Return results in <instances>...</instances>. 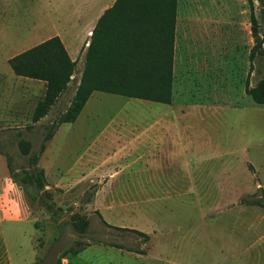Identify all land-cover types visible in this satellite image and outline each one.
Wrapping results in <instances>:
<instances>
[{"label":"rangeland","instance_id":"374dc122","mask_svg":"<svg viewBox=\"0 0 264 264\" xmlns=\"http://www.w3.org/2000/svg\"><path fill=\"white\" fill-rule=\"evenodd\" d=\"M61 2L58 5L56 0H0V71L6 70L0 72V179L6 175L13 180L8 166L10 157L17 179L13 181L24 204L21 212L12 213L7 210L8 199H0V264H39L67 222L74 226V239L56 264H168L169 259L172 264H220L221 243L213 236L206 246H201L199 239L202 223L216 222L217 215L203 219L201 209L221 204L216 190L221 163L225 176H234L243 188H253L251 168L243 155L225 148L224 158L219 159L217 144H209L204 150L193 144L191 165L187 158L179 157L159 171L163 176L180 179L160 182H140L134 180L135 175H128L151 169L150 150L144 151L139 162L133 157L123 165L119 164L124 162L120 158L106 157L107 163L115 161L112 171L125 167L123 174L116 177L107 173L86 176L89 167L81 164L86 161L80 156L87 154L91 138L100 135L98 130L110 116L109 124L121 130L118 146H125L131 141L126 138L135 136L132 132L152 124V107L159 103L173 107L178 125L196 129L201 125V117L209 128L215 124L217 107L250 105L254 99L246 92L247 84L255 87L264 81V45L253 55L257 44L251 20L253 8L264 39L259 0H124L128 15L121 25L126 31L144 23L145 18L150 19L153 28L147 38L155 36L152 46L155 53L146 64L159 70V74L167 69L171 78L163 92L168 95L157 94L162 89H156L153 97L95 90L76 126L59 124L58 134L46 141L49 132L46 125L58 121L76 92L84 69V54L76 60L69 89L59 95L50 112L37 123L32 122V116L45 95L47 81L5 73L13 70L4 59L45 39H25L30 30L52 34L55 29L49 31L53 25L49 19L62 20L72 13V0ZM123 12L122 9L124 18ZM133 14L139 20L134 18L138 22L132 27ZM91 38L92 35L86 42ZM152 79L155 84L160 83L159 79L156 82ZM120 80L121 77L118 83ZM136 80L145 79L136 77ZM123 83L133 82L126 79ZM156 95L168 96L169 100L154 99ZM227 128L229 131V124ZM261 133L264 134V128ZM198 136L197 132L194 137ZM21 139L31 143L30 154L22 152ZM43 143L45 150L41 152ZM230 145L227 142L225 147ZM112 153L108 150L107 156ZM31 154L39 155L37 166L45 173L46 184L40 194L22 182L24 171L33 167L29 161ZM120 154L123 156V152ZM92 165L99 168L100 163ZM185 177H191L192 181L183 180ZM225 184L230 189L232 182L226 180ZM245 191L247 196L224 197L222 204L245 205V199L260 198L261 192ZM260 200L264 201V195ZM110 225L144 231L150 239ZM158 229H161L160 250L168 258L164 262H144L137 251L151 253L154 231ZM250 241L241 240L240 264H253L248 263L245 254ZM106 242L121 243L124 248ZM201 253L206 255L202 260Z\"/></svg>","mask_w":264,"mask_h":264},{"label":"crops","instance_id":"0c3cea01","mask_svg":"<svg viewBox=\"0 0 264 264\" xmlns=\"http://www.w3.org/2000/svg\"><path fill=\"white\" fill-rule=\"evenodd\" d=\"M56 1L58 5L62 4V0ZM116 1L117 0H72L73 8L71 14L64 15L62 20L59 18L54 20L49 19V22L53 24L50 26L49 31L55 29L52 34L48 33L46 35L40 30L37 31L34 29L36 30L34 31L32 29L30 33L25 36V39L28 37H45V39L39 42L41 43L50 37L59 36L71 58L75 61L78 59L80 60L82 55H85L87 49L84 45L90 44V41L86 42V40L93 34L94 28L101 16L109 8L113 7ZM20 42L22 41H19V43ZM13 56L15 55L8 56L7 59H4L5 62L9 63V59ZM5 73L15 75L14 71L11 73V71L7 70ZM91 98L92 96L85 104L78 118L74 122H67L72 123V127L76 126L77 122L82 118ZM186 116L187 114L185 117ZM110 120L111 116L104 126L98 130L100 135L91 138L92 142L87 148V154L80 156L81 160L83 159L86 161V163L81 164H85L89 167L86 170V176L96 174L103 175L106 173L115 177L121 175L125 171V167L119 168V170L115 168V170L112 171L115 161L107 163L105 162V160H107L106 157H109L110 160H117L120 158L124 162L120 161L119 164L123 165L127 163L126 161L129 160V158L133 157L139 162L140 158H143L145 150H150L152 152L151 169L136 170L134 173L128 174L135 175L136 178L134 180L140 182L179 180L180 178L163 176L159 171L161 168L165 169V166L179 157H183V159L187 158L189 160L188 164L191 165L192 155L190 150H192L196 144L203 150L207 149L209 144H217L220 152L216 154V158L219 159L224 158L225 148L230 149L228 151H237L239 154L243 155L251 168V173L254 178L253 188H243L241 185H238L239 181L234 179V176H225L223 173V164L221 163L220 173L216 177V181L219 182L216 186V190L217 195L221 197V204H216L209 208L206 207L204 210L201 209L203 219H207V217L213 219V217L217 215L216 222H203V227L200 228L199 239L202 242L201 246H206V243L209 242V239H212L213 236L221 243V245H219L221 254L219 259L220 264H240L241 240H251L249 245L245 248L248 263L264 264V206L253 204H222L224 197L238 196L243 198V196H247L248 193L245 190H249L250 193H264V134L261 133V130L264 128V104L252 101L250 105L243 107L222 105L216 108L215 124L213 126L211 125L212 127L210 126L209 128L207 124H203L201 117V125L196 129L188 125H178L175 122L176 118L173 107L170 104L159 103L152 107V124L150 126L140 127L136 132H132L135 136L126 138V140L131 141L127 142L125 146H118L121 130L120 127L109 124ZM228 124L230 126L229 131L227 128ZM61 125L57 128V132L55 133L58 134ZM248 128L250 129L248 130ZM197 132L199 136L195 138L194 136ZM227 142L231 143V145L225 147ZM108 150L113 151L116 155L112 153L107 156ZM101 151H104L103 154ZM120 152H123V156H121ZM128 152H131V155H129ZM97 153L100 154V158L97 157ZM96 161L100 163L99 168H95L93 165L90 167V163ZM151 172L152 174L149 175L148 173ZM144 175H146V177H144ZM5 176L6 175H3L0 179V199H8L7 210H11L12 213H17L19 210L21 212L23 209L22 205L24 204L22 200H20L21 195H19V191H17V186L9 176ZM115 177H110V179H114ZM183 180L192 181V178L186 179L185 177ZM226 180L232 182L230 189L227 187V184H225ZM154 234V244L151 253H139L144 262L151 260L163 261L164 258H168V256L166 257L165 253H162L160 250L161 229H158V232L154 231ZM241 235L244 236L241 238ZM204 256L206 257V255L201 253L200 259L202 260ZM167 262L168 264H172L170 259Z\"/></svg>","mask_w":264,"mask_h":264},{"label":"trees","instance_id":"16d2710c","mask_svg":"<svg viewBox=\"0 0 264 264\" xmlns=\"http://www.w3.org/2000/svg\"><path fill=\"white\" fill-rule=\"evenodd\" d=\"M259 2L262 6V18L264 20V0H259ZM122 9L124 11V18L121 16ZM127 15L128 11L124 0H117L115 5L109 8L99 19L94 28L90 44L85 51L84 69L76 92L70 105L60 115L58 121H52L46 125L49 130L45 136L46 141L54 136L59 124L74 122L78 118L95 90L122 93L129 96L153 97L154 93H157L156 89H162L157 94L168 95L167 92H163L168 88L169 79L171 78L167 69L164 68L165 71H161L159 74V70L152 69L146 64L147 61L153 59L155 53L152 51V46L156 41L155 36L147 38V35L151 34L153 28L150 25V19L145 18L146 21H143L144 23L135 26L139 18H137L138 15L133 14L132 27H135L133 30L126 31L121 23L126 21ZM251 20L253 34L257 40L253 51V55H255L259 50H262L264 39H261L260 24L254 8L252 10ZM160 57L162 58V55ZM9 64L16 75L41 78L47 81L45 95L38 101L32 116V122L37 123L50 112L59 95L69 89L74 79L73 75L76 71L77 61L71 58L61 38L59 36H53L16 54L9 59ZM117 77L118 79L121 77L119 83ZM136 77H142L145 80H136ZM153 77L155 78V82L159 79L158 81L160 83L155 84L152 79ZM126 79H130L133 83H123ZM246 92L252 95L255 102L264 104V81L255 87L247 84ZM154 99L169 100L168 96L158 97L157 95ZM20 146L24 154L28 155L31 153L30 142L21 139ZM44 150L45 143L42 144L40 151L43 152ZM38 160V154L30 155L29 161L33 167L24 171L22 182L34 187L36 193L40 194L46 183L44 170L37 166ZM8 166L13 180L17 182V179L13 176L14 168L10 157H8ZM263 195L264 193H261L259 199L252 201L245 199L243 202L264 206V201L260 200ZM33 197L36 198L37 195H33ZM110 226L118 229L131 230L144 236L147 240L150 239L148 233L138 229L117 227L115 225ZM106 244L124 248L123 244L117 242H106ZM129 250L133 251L135 249L129 248ZM137 252L146 253V251L140 250Z\"/></svg>","mask_w":264,"mask_h":264},{"label":"water","instance_id":"95a60500","mask_svg":"<svg viewBox=\"0 0 264 264\" xmlns=\"http://www.w3.org/2000/svg\"><path fill=\"white\" fill-rule=\"evenodd\" d=\"M75 230L70 222L64 224L60 234L53 241L39 264H56L59 256L73 242Z\"/></svg>","mask_w":264,"mask_h":264}]
</instances>
